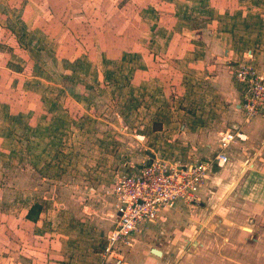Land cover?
I'll use <instances>...</instances> for the list:
<instances>
[{
    "label": "crops",
    "instance_id": "crops-1",
    "mask_svg": "<svg viewBox=\"0 0 264 264\" xmlns=\"http://www.w3.org/2000/svg\"><path fill=\"white\" fill-rule=\"evenodd\" d=\"M2 1L0 260L8 257L11 264L98 263L97 252L89 250L103 243L100 239L103 241L112 227L114 212L110 220L101 222L100 231L68 202L55 209L53 218L49 214L42 218L47 206L33 197L39 190L30 189V183L31 179L40 182L54 177V170L41 158L46 144L55 140V133L92 110L90 103L101 97L99 88L116 81L115 73L108 70L110 51L116 53L118 64L124 65L120 69L127 68L124 79L128 87L142 88L151 95L161 92L170 103L178 99L189 105L206 101L200 90L189 85L198 82L208 85L217 102L223 101L225 115L216 119L214 114L219 112H205L203 106L198 110L181 104L176 111L167 108L165 113L159 112L178 116L159 121L157 127L177 126L179 137L188 138L189 149H194L192 144L196 147V151L187 150L190 154L207 158L217 152L219 133H236L240 138L226 146L227 163L209 170L198 205L177 203L161 212L133 235L131 249L119 264H236L235 258L227 259L224 253H244L264 244V116L242 122L238 88L225 71V66L238 64L264 71V0H128L132 16L125 18L132 20L123 22L128 29L105 22L100 30L107 33L89 32L86 43L78 42L79 36H72L68 29L57 28L59 22L53 30H45V21L38 23V30H8L2 24L6 20ZM88 10L90 25L96 17H110L92 5ZM27 15L22 8L21 19ZM33 25L37 22L31 28ZM81 29L96 30L87 24H81ZM123 29L132 30L136 37L129 40V32H119ZM110 30L114 34H108ZM49 40H53V53L48 56L50 74L38 66V60L48 58L41 53L48 49ZM93 51L95 60H91ZM248 53L253 54V60L243 58ZM78 68L79 78L75 73ZM33 203L40 204L42 210L35 222H29L24 216ZM217 240L224 247L221 254L215 247ZM151 249L160 255L150 254Z\"/></svg>",
    "mask_w": 264,
    "mask_h": 264
},
{
    "label": "rangeland",
    "instance_id": "rangeland-1",
    "mask_svg": "<svg viewBox=\"0 0 264 264\" xmlns=\"http://www.w3.org/2000/svg\"><path fill=\"white\" fill-rule=\"evenodd\" d=\"M127 1L5 0L2 1V12L5 13L6 20L2 21V24L4 28H9L8 30H38V23L45 21V23H48L44 27L45 30H53L54 24L59 22L57 28L68 29L72 36H79L78 42L83 41L86 43L89 40L86 37H90L89 32L99 31L107 33V30H100L101 28L96 27L100 25V22L96 23V25H93V22L90 25L91 22L89 20L92 19V15L85 13L90 9V5L94 6V9L96 8L110 16L103 19L104 23L106 22L110 27L118 26L120 29H128V26L123 23L125 19L132 20L131 18H125L132 13L131 4H127ZM22 8L25 15L28 14L23 19H21ZM119 12L121 13L118 14ZM114 14L115 16L113 17L112 15ZM37 17L39 19H36ZM96 18L94 19L95 22L98 20ZM33 20L35 23L37 22V25H33V28H31L32 24H34ZM100 20L102 21V19ZM134 20L136 21V19ZM81 24H87L88 27L93 26L96 30H80ZM75 25L77 30H73ZM69 27L72 30H69ZM119 32H124L125 34L129 32V40L136 37L132 30L123 29L119 30ZM108 34L114 33L110 30ZM105 38H108V36H105ZM24 39H27V37H24ZM24 39L19 38V42L26 44ZM110 39L113 38L110 37ZM47 42L50 43L48 49L46 48V51L41 53L45 58L50 57L51 53H53V40ZM84 43L79 44L80 47ZM82 50H84L83 47L80 51ZM95 52H92L91 60L94 59ZM108 53H111V58L107 59L110 62L108 70L114 72L115 77L118 79L114 78L116 81L112 82V85L110 84L107 88H99L98 95H101V97L90 103L92 110L89 113H83L80 116L81 119L79 117V120L68 126L63 132L55 133L53 135L55 140L52 142L51 139V143L46 144L47 151L41 154V158L42 160L45 159L44 162H48L49 166L54 170V177L50 181L40 182L38 179L37 181L31 179L30 183V189L34 187L39 190V193L33 197L43 204L45 202L47 206L42 218L47 217L48 214L50 218H53L56 215L55 209L68 202L67 205L77 206L80 212L79 215L83 216L84 220H91L94 224V229L99 231L101 230V222L110 220L109 215L111 211L113 212V200L109 194V189L116 174L126 173L127 170L139 166L150 156L163 160H170L171 158L185 160L189 156L187 150H190V152L196 151L194 144L191 145L194 149H189L187 137H179L180 132L177 126H175V129L169 128L168 124L167 126L164 124L163 129L157 127L159 121L163 123L165 120L168 122L169 119L178 118L173 113L171 115L169 110L168 115L170 116H166L164 113L167 108H173L176 111V109L181 108L182 104L183 108L204 109L205 112H211L214 109L219 112L216 115L214 114L215 119L225 115V107L222 106L223 101L217 102L218 99L210 95V90L206 84L198 82L189 84L195 90H200L206 100L199 104L189 102V105L186 103L187 100L181 103L182 100L179 101L178 99H174L170 103V99L163 98L161 92L151 95V93L144 91L142 88L138 90L128 87L124 79L127 68L120 69L124 65L122 63L118 64V59H115L116 53L114 54L112 51ZM49 57L42 62L38 60V66L44 72L50 74L52 72V64L49 61ZM252 57L253 54L246 58L251 61L253 60ZM114 62L117 63L113 64ZM235 67L236 65L225 66V71L231 76L232 80ZM75 73L79 78L81 69L78 68ZM120 81H124L122 86L117 84ZM100 91H103V94H100ZM201 106L203 107L200 109ZM159 112L164 113L160 114ZM100 154H103V156ZM101 242L103 241L100 239ZM215 243H217L215 246L217 253L221 254L224 247L219 244L220 240ZM169 244L168 242V246L172 247ZM236 244L238 246V243ZM97 247L100 250L102 244H98ZM98 249L89 250V253L97 252L99 263ZM129 249L124 250L126 251L125 253ZM234 250L236 251V249ZM229 256L230 260L236 259V264H264V244L260 247H253L252 250L247 249L244 253L235 254L232 251L228 252V255L227 252L224 253V257L227 259H229ZM7 258L5 257L3 261L0 260V264H11L13 262L12 259ZM124 259L125 254L121 262ZM107 261V264L114 263L113 260L108 259ZM81 263L86 264L84 261H81ZM88 264H90L89 261Z\"/></svg>",
    "mask_w": 264,
    "mask_h": 264
},
{
    "label": "built area",
    "instance_id": "built-area-1",
    "mask_svg": "<svg viewBox=\"0 0 264 264\" xmlns=\"http://www.w3.org/2000/svg\"><path fill=\"white\" fill-rule=\"evenodd\" d=\"M251 55L248 53V58ZM246 58L245 54L243 56ZM233 81L239 94L238 108L242 122L264 116V71H257L247 64L236 65ZM218 151L207 158H198L189 153L185 160H170L149 157L129 173H118L110 185L113 200L114 221L104 236L99 250L100 262L108 259L121 263L125 251L132 246L133 235L153 223L163 211L181 203L187 207L200 202L199 191L206 182L212 166L227 163L226 146L235 139L236 133H219Z\"/></svg>",
    "mask_w": 264,
    "mask_h": 264
},
{
    "label": "trees",
    "instance_id": "trees-1",
    "mask_svg": "<svg viewBox=\"0 0 264 264\" xmlns=\"http://www.w3.org/2000/svg\"><path fill=\"white\" fill-rule=\"evenodd\" d=\"M102 19V21L100 20ZM103 19H105V17L100 16L99 19L97 20V22L92 21V23L94 22L93 25H96V23L100 22L99 26H96L97 28H101V26L104 24ZM41 205L38 203H33L29 209L27 210L26 215L24 216V219H26L29 222H35L36 219L38 218V215L41 212Z\"/></svg>",
    "mask_w": 264,
    "mask_h": 264
},
{
    "label": "water",
    "instance_id": "water-1",
    "mask_svg": "<svg viewBox=\"0 0 264 264\" xmlns=\"http://www.w3.org/2000/svg\"><path fill=\"white\" fill-rule=\"evenodd\" d=\"M150 254H153L154 256H159L160 255V253L157 250H155V249H151L150 250Z\"/></svg>",
    "mask_w": 264,
    "mask_h": 264
}]
</instances>
